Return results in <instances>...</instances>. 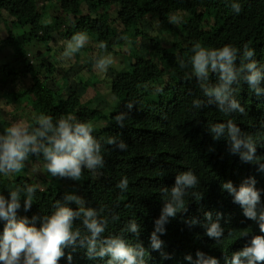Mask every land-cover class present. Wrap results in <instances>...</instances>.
Segmentation results:
<instances>
[{"label":"trees","instance_id":"1","mask_svg":"<svg viewBox=\"0 0 264 264\" xmlns=\"http://www.w3.org/2000/svg\"><path fill=\"white\" fill-rule=\"evenodd\" d=\"M238 2L239 14L231 10V0H0V23L6 31L0 38V48L7 51L0 58V101L7 105L25 101L34 115L45 114L54 120L71 114L80 121L91 122L105 161L103 168L95 173L84 170L81 180L73 181L52 177L46 168L43 175L30 172L35 162L45 166L42 156L30 155L20 173L12 178L0 176V193L5 196L18 186H37L30 210L25 212L21 207L18 217L49 214L55 201L71 192L82 196L86 206L104 209L103 214L110 220L104 236L122 234L129 244L142 243L146 264H165L161 251L151 249L149 237L163 205V190L174 186L177 174L191 170L200 182L196 190H189L185 196L187 211L178 213L165 225L166 232L160 236L164 242L162 251L177 259L195 256L198 250L212 256L217 253L215 250L225 249L223 242L216 244L204 235L202 227L189 229L184 223L190 217L203 220L206 210H216L214 219L217 212L223 214L220 222L224 237L254 233L256 228L251 225L230 223L223 213L231 208L230 202L224 207L221 198L214 203L209 198L219 195L216 189L221 179L240 184L254 177L256 187L264 189V171L231 154L226 141H214L207 125L232 119L242 132L253 136L257 155L264 161V93L256 96L246 83H241L235 95L245 114L226 116L215 104L207 105L197 78H189L190 69L179 64L180 59L187 62L193 44L199 43L206 48L231 44L241 50L247 44L255 50L254 59L264 65V0ZM50 3H55L56 8L50 23L42 25L40 16L47 12ZM112 10L116 17L110 20L107 17ZM170 12L182 14L179 23L169 22ZM154 20L160 23L156 37L147 33ZM12 30L20 33L16 35ZM76 32L88 34L89 41L81 49L87 54L74 60L69 75H56V66L49 62L53 52L49 42L55 40L52 35L70 40ZM142 40L148 43L143 44ZM101 41L106 43V51L98 49ZM102 54L117 58L115 65L104 71L105 77L99 79L97 73H92L78 82L79 71L98 70L94 62ZM105 79L109 80V88L102 82ZM216 79V74L210 73L209 83ZM82 87L89 92L85 101L78 95ZM195 98L205 102L202 109L192 108ZM112 103L119 108L114 113L106 110ZM127 103H133V107L128 109ZM121 112L127 113L123 127L114 120ZM10 115L11 112L0 114V131L19 118H9ZM33 116L27 119L28 125L35 126ZM110 136L122 139L127 149L120 151L106 144ZM170 141L173 149L166 146ZM210 148L214 150L209 151ZM125 176L129 185L127 191L121 192L116 184ZM261 198L264 201V193ZM69 206L76 207L71 202ZM112 216L119 219L111 220ZM129 220L141 225L139 237L122 232ZM75 226L80 227L79 221ZM85 251H72L70 246L59 264H67L69 252L73 264H105L99 258L89 260ZM231 253L224 251L222 255L225 258Z\"/></svg>","mask_w":264,"mask_h":264},{"label":"clouds","instance_id":"2","mask_svg":"<svg viewBox=\"0 0 264 264\" xmlns=\"http://www.w3.org/2000/svg\"><path fill=\"white\" fill-rule=\"evenodd\" d=\"M230 8L239 14L241 4L238 0H231ZM180 20L178 15L169 17V22L173 24ZM155 22L159 25L153 35L156 37L160 23L154 20L151 25ZM88 41L87 33H74L67 41L63 55L71 57L80 52ZM97 47L102 51L107 49L103 41ZM191 53L187 62L180 59L179 64L181 68L190 69L189 78H197L207 105L215 104L220 113L226 116L237 112L245 114V108L235 95L241 83H246L256 96L264 93V87H261L264 81V65L254 59L255 50L247 44L241 50L231 44L206 48L195 43ZM115 63L111 54H102L95 58L94 66L104 72ZM210 73L216 74L215 83H209ZM191 106L200 110L205 102L195 98L191 101ZM132 107L133 103H127L128 109ZM126 117L127 113L121 112L114 120L123 127ZM32 119L35 126L15 123L0 133V176L10 177L20 173L30 155L42 156L46 170L52 177L73 181L81 180L84 170L95 173L104 167L102 144L93 135L94 125L91 122L80 121L71 114L55 120L52 116L40 114L34 115ZM207 131L214 141H226L228 151L237 155L242 162L257 165L258 170L264 171V161L257 155V143L253 136L242 132L232 119L210 123ZM105 142L120 151L128 147L116 136L108 137ZM166 146L169 149L174 148L171 141ZM199 182L198 177L188 170L177 174L174 186L163 190V205L159 217L154 220L153 231L149 237L151 249L161 251L162 258L166 259L165 264H264V201L261 198L264 189L256 187L257 181L254 177H248L240 184L230 179H221L216 189L219 195L209 198L212 203L221 198L224 207L230 202L231 208L223 211L230 223L251 225L256 228L254 233L224 237L225 230L220 222L223 214L217 212L214 219L216 210H206L203 220L190 217L184 223L189 229L202 227L204 235L216 244L223 242L225 249L215 250L217 253L212 256L198 250L195 256L189 254L177 259L170 258L162 251L164 242L160 236L166 232L165 225L178 213L187 211L185 196L189 190H196ZM128 185L129 180L125 176L116 187L125 192ZM36 192V185L25 184L8 191L7 196L0 193V222H3V229L0 230V264H59L61 257L65 256V249L70 246L72 251L86 250L85 255L89 260L99 258L105 264H146V249L142 243L129 244L122 234L104 236L110 222L103 214L104 209L86 206L85 199L74 193L66 192L62 199L56 200L49 214L31 218L18 217L21 207L25 212L30 210ZM70 202L76 205L75 209L69 206ZM118 219V216L111 217V220ZM77 221L80 227L75 226ZM122 232L134 233L139 237L141 225L135 220H129ZM229 250L232 253L224 258L222 252ZM67 264H73L71 252L67 254Z\"/></svg>","mask_w":264,"mask_h":264},{"label":"rangeland","instance_id":"3","mask_svg":"<svg viewBox=\"0 0 264 264\" xmlns=\"http://www.w3.org/2000/svg\"><path fill=\"white\" fill-rule=\"evenodd\" d=\"M53 8H56V4L55 3H50L47 5V12L43 13V15L40 16V22L42 25H46L48 23H50V17L52 15V11L54 10ZM171 16L172 15H178L181 17L182 19V14L181 13H177V12H170ZM116 17V14L113 12V10L110 12V16H108L107 18L112 20ZM119 23V22H118ZM179 23V22H178ZM64 28V27H63ZM159 28V25L157 24V22H155L154 24L150 25V27L147 29V33L150 36H153L157 29ZM119 29L122 30V26H119ZM5 28L4 25H2V23H0V38L5 36ZM12 33L14 34H19L20 31L18 30H12ZM53 39H55L53 42L49 43V46L51 48V50H53V52L51 53V58L49 59V62L52 63V65L56 66L57 71H56V75H64L67 74L69 75V69H71V67L74 68L75 64H74V60L78 57L79 59L83 58L84 56H86L87 51L82 50L78 53L73 54L71 57H65L63 55L64 50L66 48V44L68 40H64L61 37H59L56 34H53ZM96 36V35H94ZM51 40V39H50ZM143 44H147L148 41L146 40H142ZM45 48H47L45 46ZM43 50V48L41 49ZM6 49H2L0 48V58H4L6 56ZM90 53H94L93 51H91ZM114 58V60H116V55L113 54L112 56ZM92 73H97L96 75L100 78H104L105 76V72H102L100 70H91V72L87 71V69H84L82 71L78 72V75L76 76V80L78 82H82L84 81L86 78H89L90 75ZM71 74V72H70ZM75 74H73L74 76ZM72 76V77H73ZM107 88H109V80L105 79L102 81ZM89 88V87H88ZM78 95L81 97L82 101H85L86 98L89 97V92L88 89L82 87L79 88L78 90ZM116 103H112V105H109L106 107V110L110 113H114L115 111H118L119 108H116ZM11 112V115L9 116V118H14L16 116H19V118L16 117V119H14V121L11 123V125L15 124V123H23L25 125L27 124V119L31 116L34 115V113L31 110V106L26 105L25 101H21V102H16L13 103L11 105H7L3 100L0 101V114H5L7 115L8 113ZM9 125V126H11ZM7 126V127H9ZM6 127V128H7ZM5 127H3L0 131V133H2L5 129ZM31 170L30 172L35 173V175H43V173H45V166L42 164V162H35L33 163L31 166ZM27 174V173H26ZM13 176H10L9 178H12ZM32 179H34L32 177Z\"/></svg>","mask_w":264,"mask_h":264}]
</instances>
